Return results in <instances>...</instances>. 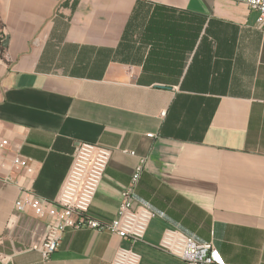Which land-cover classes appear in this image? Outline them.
<instances>
[{
	"label": "crops",
	"instance_id": "1",
	"mask_svg": "<svg viewBox=\"0 0 264 264\" xmlns=\"http://www.w3.org/2000/svg\"><path fill=\"white\" fill-rule=\"evenodd\" d=\"M0 1V264H110L128 246L68 230L49 260L39 255L80 143L111 151L87 213L101 223L142 164L133 206L153 217L133 246L140 264H184L158 248L168 228L212 243L214 264H264L255 11L230 0Z\"/></svg>",
	"mask_w": 264,
	"mask_h": 264
},
{
	"label": "built area",
	"instance_id": "2",
	"mask_svg": "<svg viewBox=\"0 0 264 264\" xmlns=\"http://www.w3.org/2000/svg\"><path fill=\"white\" fill-rule=\"evenodd\" d=\"M230 1L244 4L255 11L256 26L264 32V0ZM147 136L151 138L152 134ZM123 152L126 153V150ZM110 158L111 151L96 144L80 143L75 148L72 164L55 201V221L48 227L39 250L43 261L49 260L57 251L66 231L90 229L108 232L128 243L127 247L117 248L110 264H140L141 257L133 246L143 240L153 217L147 205L133 206V194L143 169L142 164L137 166L130 183L120 192L116 217L110 223H101L87 215ZM16 205L19 206L20 202ZM158 248L184 264H214L215 248L212 243L200 244L177 229H165Z\"/></svg>",
	"mask_w": 264,
	"mask_h": 264
},
{
	"label": "rangeland",
	"instance_id": "3",
	"mask_svg": "<svg viewBox=\"0 0 264 264\" xmlns=\"http://www.w3.org/2000/svg\"><path fill=\"white\" fill-rule=\"evenodd\" d=\"M4 41V33H3V20L1 14V1H0V62H5L3 50L1 51L2 43Z\"/></svg>",
	"mask_w": 264,
	"mask_h": 264
},
{
	"label": "water",
	"instance_id": "4",
	"mask_svg": "<svg viewBox=\"0 0 264 264\" xmlns=\"http://www.w3.org/2000/svg\"><path fill=\"white\" fill-rule=\"evenodd\" d=\"M7 44H8V38L6 37L5 40L2 43V47L3 48H6L7 47Z\"/></svg>",
	"mask_w": 264,
	"mask_h": 264
},
{
	"label": "trees",
	"instance_id": "5",
	"mask_svg": "<svg viewBox=\"0 0 264 264\" xmlns=\"http://www.w3.org/2000/svg\"><path fill=\"white\" fill-rule=\"evenodd\" d=\"M3 50V48L1 47V51Z\"/></svg>",
	"mask_w": 264,
	"mask_h": 264
}]
</instances>
